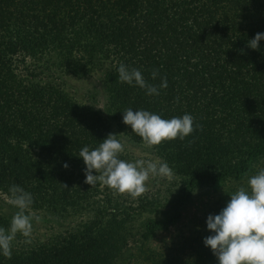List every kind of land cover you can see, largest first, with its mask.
Segmentation results:
<instances>
[{
    "label": "trees",
    "instance_id": "16d2710c",
    "mask_svg": "<svg viewBox=\"0 0 264 264\" xmlns=\"http://www.w3.org/2000/svg\"><path fill=\"white\" fill-rule=\"evenodd\" d=\"M257 33L264 0H0V192L8 197L18 185L33 197L30 211L77 222L44 242L22 237L0 264H218L203 243L213 234L206 219L230 199L225 184L264 160V40L258 50L247 47ZM121 63L149 84L166 78L167 87L148 95L119 82ZM53 73H101L109 119L71 100ZM128 108L194 118L184 140L149 148L177 181L162 206L157 195L133 209L107 186L84 183L83 147L94 149L109 133L144 145L122 122ZM203 187L223 194L195 221L193 254L174 244L153 255L158 249L147 242ZM9 224L0 216V227Z\"/></svg>",
    "mask_w": 264,
    "mask_h": 264
},
{
    "label": "clouds",
    "instance_id": "9594fccd",
    "mask_svg": "<svg viewBox=\"0 0 264 264\" xmlns=\"http://www.w3.org/2000/svg\"><path fill=\"white\" fill-rule=\"evenodd\" d=\"M262 40L264 33H257L247 42V47L258 50ZM117 72L119 82L138 86L148 95H159V88L167 87L166 78L159 86L149 84L140 70L123 63ZM157 74L158 70H153L152 78L155 79ZM122 122L148 148L164 141L184 140L194 131V118L190 114L162 119L146 110L128 108L123 112ZM124 150V144L113 133H109L92 150L88 146L83 147L78 156L85 165L84 183L95 186L99 182L117 194L127 193L135 199L147 191L146 182L150 177H172V169L166 162L145 159L129 162L120 158ZM63 167L68 165L65 163ZM8 191L7 203L17 211L7 229L0 227V254L11 258L12 243L17 234L25 237L26 243H31L32 221L39 222L41 218L30 211L33 203L31 193L15 184ZM206 226L213 234L204 238L203 243L211 249L218 264H264V168L248 176L246 186L232 193L218 214L207 217Z\"/></svg>",
    "mask_w": 264,
    "mask_h": 264
},
{
    "label": "rangeland",
    "instance_id": "374dc122",
    "mask_svg": "<svg viewBox=\"0 0 264 264\" xmlns=\"http://www.w3.org/2000/svg\"><path fill=\"white\" fill-rule=\"evenodd\" d=\"M17 65L18 69L22 68L21 64ZM100 74L101 73H95L83 79L71 78L67 75L62 76L61 74H54L53 77H51V80L60 84L62 90L68 95V97L78 103V105L85 108L90 115L98 113L102 115L103 118L109 119L105 104V94L103 93L100 85ZM119 140L125 146V150L122 154L126 155V161L134 162L136 159L160 161V159L157 158L145 145H137L128 141L127 139L122 138V136L119 137ZM260 168H264V160H258L254 162L252 165V171L248 173V175L239 179H230V181L227 182L225 186L231 188L232 193H234L239 187L246 186L248 176L256 174ZM175 179L176 178L174 177H150L146 182L147 191L143 195L133 199L130 195L125 193L121 194V197L125 198L126 205L131 206L134 209L139 205L140 201L144 200L143 197L151 198L158 195V198L156 199L159 200L157 201L156 206H162L164 203V197L161 196L165 195V190L167 187L175 185L177 182ZM213 189L214 188L203 187L193 191L185 208L182 210L181 217L177 220V222L168 226L167 230H160V232L156 233L147 242L146 245L148 247L152 246L158 249L152 253L153 255L161 256L164 250H168V248H171V251H173L175 249L174 244L184 248L183 252L185 256L188 255L190 257L193 254L192 250L189 249L195 242V235L191 233L192 229H196L195 221L198 217L204 218L207 209L217 206L215 201L221 194H223L220 191H213ZM7 198V196L0 192V216L10 221L12 215L15 213V211H17V209L7 203ZM33 213L41 218L39 222L36 220L32 221L31 241L35 242L51 240L56 235L65 233V230L69 229V227H73L77 223L72 222V220L69 221L67 218L50 216L45 212L36 211ZM140 223L141 220L137 217L135 219L134 228L138 229V225ZM22 237L23 236L19 235L13 241V243L20 244ZM134 264L142 263L139 260H134Z\"/></svg>",
    "mask_w": 264,
    "mask_h": 264
}]
</instances>
